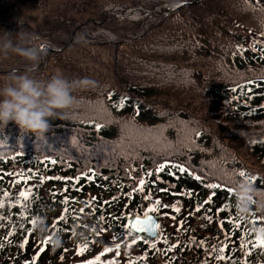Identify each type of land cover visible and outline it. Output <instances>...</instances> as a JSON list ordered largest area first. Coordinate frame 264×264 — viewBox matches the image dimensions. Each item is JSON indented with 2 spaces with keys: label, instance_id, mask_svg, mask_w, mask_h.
Listing matches in <instances>:
<instances>
[{
  "label": "trees",
  "instance_id": "trees-1",
  "mask_svg": "<svg viewBox=\"0 0 264 264\" xmlns=\"http://www.w3.org/2000/svg\"><path fill=\"white\" fill-rule=\"evenodd\" d=\"M176 1L71 0L38 23L0 21V34L14 40L20 32L58 46L72 38L33 70L19 56L0 57V83L11 71L49 79L52 61L69 80L97 82L73 93L74 104L49 118L42 138L15 122L0 126V264H113L101 258L104 246L128 230L127 213L150 208L163 213L159 236L121 239L130 264H264L256 243L264 236L256 231L264 229V0H200L136 37L148 14ZM125 99L136 107L117 111ZM242 179L256 190L245 218L233 206ZM37 218L46 234L34 228Z\"/></svg>",
  "mask_w": 264,
  "mask_h": 264
},
{
  "label": "clouds",
  "instance_id": "clouds-1",
  "mask_svg": "<svg viewBox=\"0 0 264 264\" xmlns=\"http://www.w3.org/2000/svg\"><path fill=\"white\" fill-rule=\"evenodd\" d=\"M24 33H18L16 39L10 33L0 34V57L8 59L15 55L26 61L31 67L40 64L46 57L48 45L34 43ZM97 82L88 77L69 80L62 73L56 72L49 79H38L25 71H11L0 83V126L6 127L15 122L22 131L32 132L37 137H43L49 130V118H55L58 111L70 108L75 102L73 93L94 89ZM255 187L242 179L234 190V208L240 218L249 216L252 212ZM34 228L40 234H46L48 227L43 218H37ZM264 235V229H256ZM80 233H74L79 236ZM64 243L63 237L55 233L52 238L54 247Z\"/></svg>",
  "mask_w": 264,
  "mask_h": 264
},
{
  "label": "rangeland",
  "instance_id": "rangeland-1",
  "mask_svg": "<svg viewBox=\"0 0 264 264\" xmlns=\"http://www.w3.org/2000/svg\"><path fill=\"white\" fill-rule=\"evenodd\" d=\"M70 1L71 0H0V21L12 20L14 18H19V19H23L24 21H28L30 23H38L41 20V17L43 16V14L45 12L53 10L59 5L60 6L66 5V3L70 2ZM179 1H181V0H179ZM179 1H176L175 4ZM191 4H193V3H191ZM187 5H189V4H187ZM184 6H186V5H184ZM163 13H164V10L162 13H159V14L158 13L148 14L146 16V19H145V22H144L142 28L139 30V33L136 34V37H139L143 34V31H144L143 29L146 28L148 25H150L149 23L151 21H154L157 19H162L163 17H165L166 15L163 16L162 15ZM73 17H76V14L73 15ZM82 17L85 18L86 14L83 13ZM89 19H90L89 17L85 18L82 23L87 22ZM96 32H103L108 37V39L110 41H114L115 39H117V33L112 31V30H109L107 28L99 26L96 29ZM70 38L63 45L67 44L69 42ZM71 42H72V38H71ZM41 43H44L47 45L58 46L57 44H55L53 42L42 41ZM63 45H61V46H63ZM69 45L66 48H68ZM97 50H99L102 58L104 60H106L108 64H110L111 63V57H110L109 51L104 49V48H101V47H98ZM50 51L51 50H49L48 52H50ZM53 52H59V51H53ZM41 63L36 68H38L41 65ZM30 67H27V69ZM51 67H53V68L56 67L57 72H60V73L63 72L62 66L60 64L54 63V61L51 62ZM18 69H20V68H18ZM25 70H26V68H25ZM130 101L132 102V99H130V100L125 99V100L117 102L116 103L117 107H115V109L119 112H122L126 109H130L133 105H135V107H136L135 102H132L134 104H130ZM263 108H264V104H261L260 109H263ZM135 111L139 112L140 115L142 113L141 109L135 108ZM141 116L143 117L142 119L144 121L155 120V116H154L153 112H149V113H146L144 115L142 114ZM167 228L171 229V227H167ZM129 236H130V234L128 236H126V239ZM120 240L121 239H115L114 237H113V239H110V241L107 242L106 246H104V247H106L105 249H112V250L111 251H105V249H104V251L101 253V255H102L101 258L103 259V257L107 256L110 258L109 260L114 261L113 264H130L131 258L130 257H127V258L123 257L122 246H124V245L122 244V242ZM130 243H133V242L130 240ZM118 244H119V248L117 249ZM94 258H96V257H94ZM87 261H90L91 264H100V262L98 261L97 258L94 260H87ZM90 262H88V264H90ZM85 263H86V261H85Z\"/></svg>",
  "mask_w": 264,
  "mask_h": 264
},
{
  "label": "snow or ice",
  "instance_id": "snow-or-ice-1",
  "mask_svg": "<svg viewBox=\"0 0 264 264\" xmlns=\"http://www.w3.org/2000/svg\"><path fill=\"white\" fill-rule=\"evenodd\" d=\"M179 170L182 171V172L185 171V169H183V168H180ZM157 171H160V169H157ZM240 175H241V176H244L245 173H244V172H241ZM196 179H200V177L197 176ZM17 182H19V181H17ZM25 183H26V181H25ZM143 185H144V180H143V178H141V179L139 180V185H138V187L136 188V190H137V191H141V190L143 189ZM78 190H79V189H78ZM29 191H30V190H29ZM65 191H67V189H65ZM20 197H22V198H24V199H27V193H26V192H21V193H20ZM94 199H95V198H93L92 200L85 201V203L92 204V203L94 202ZM63 202L66 204L68 201H67V200H64ZM155 203H156L157 206H159V204H160L159 200H157ZM3 206H4L3 203L0 202V209H2ZM165 207H167V206H165ZM155 210H156V209H154V208H150V209H149L150 212L155 211ZM174 210H175L176 212H179V208H175ZM195 210H196V211H199L200 208L197 207ZM93 211H95V209H93ZM206 211H207V210H206ZM145 216L147 217L146 220H140L139 218H136L135 221H134V223L127 225V229H128L127 231L123 232L122 235L117 234V236H115L114 238H115V239H123L124 237L128 236L129 234H131L133 231H134L135 233H137V234L145 233L146 235H145L144 237H142V238L145 240V242H147V239H148L149 237L155 238V237L158 235V233H157L156 231H153V228H152L151 226H148V227H145V226H144L145 224H149V225H151V223H152V217H148V216H147V213H145ZM100 218L103 219V215H102ZM31 222H32V224H33V226H34L35 223H36V220L33 219ZM253 222H255V221H253ZM155 227L158 229V228H159V225L156 224ZM50 239H51V237L46 238V239L43 241V243H44V244H47L48 241H49ZM24 243H27V240H25ZM256 243H257L258 245H260V246H264V236L258 238V240H257ZM20 246L23 247V244H21ZM254 246H255V245H254ZM241 247H244V244H242ZM118 248H119V244L117 245V249H118ZM111 250H112V249H105V251H111ZM168 250H170V249H168ZM212 251H220V252H222L223 250H222V249H219V250H217V249H212ZM223 258H224V257H223L222 255L217 256V259H223ZM90 264H91V262H90Z\"/></svg>",
  "mask_w": 264,
  "mask_h": 264
},
{
  "label": "water",
  "instance_id": "water-1",
  "mask_svg": "<svg viewBox=\"0 0 264 264\" xmlns=\"http://www.w3.org/2000/svg\"><path fill=\"white\" fill-rule=\"evenodd\" d=\"M200 0H181L179 2H177L176 4L174 5H169L167 6L165 9H164V13L162 14L163 16L167 15L170 11L176 9V8H179V7H182L184 5H187V4H191V3H195V2H198ZM71 43V38L69 40V42L63 46H55V45H48V51L51 50V51H62L63 49H65L69 44ZM39 65V64H38ZM38 65H36L35 67H30V68H26V70H32V69H35ZM21 69V68H20ZM163 213H151V212H147V216L148 217H152V223L151 225L149 224H145L144 226L145 227H148V226H151L153 228V231H156L158 234H159V228L157 229L155 227L156 224L159 225V222L161 221V217H162ZM136 218H139L140 220H146L147 217L145 216V214H134V215H131V214H127L126 215V222L127 224H132L134 223L135 219ZM133 233H135L133 231ZM137 234V233H136ZM140 234H143V235H146L145 233H140ZM158 236V235H157ZM156 236V237H157ZM155 237V238H156ZM148 239H154L152 237H149Z\"/></svg>",
  "mask_w": 264,
  "mask_h": 264
},
{
  "label": "flooded vegetation",
  "instance_id": "flooded-vegetation-1",
  "mask_svg": "<svg viewBox=\"0 0 264 264\" xmlns=\"http://www.w3.org/2000/svg\"><path fill=\"white\" fill-rule=\"evenodd\" d=\"M170 221V220H169ZM138 236V238H142V237H144V235H137ZM143 239V238H142ZM147 240H149V239H147Z\"/></svg>",
  "mask_w": 264,
  "mask_h": 264
}]
</instances>
